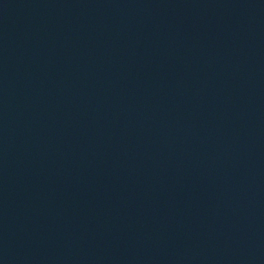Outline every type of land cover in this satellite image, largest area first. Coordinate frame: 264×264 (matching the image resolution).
<instances>
[{"label": "water", "instance_id": "water-1", "mask_svg": "<svg viewBox=\"0 0 264 264\" xmlns=\"http://www.w3.org/2000/svg\"><path fill=\"white\" fill-rule=\"evenodd\" d=\"M0 264H264V0H0Z\"/></svg>", "mask_w": 264, "mask_h": 264}]
</instances>
